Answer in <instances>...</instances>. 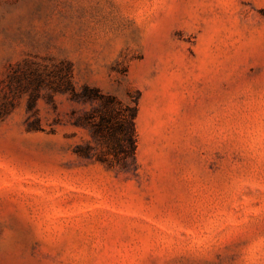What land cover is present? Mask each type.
Masks as SVG:
<instances>
[{
  "label": "rangeland",
  "instance_id": "1",
  "mask_svg": "<svg viewBox=\"0 0 264 264\" xmlns=\"http://www.w3.org/2000/svg\"><path fill=\"white\" fill-rule=\"evenodd\" d=\"M0 106V264H264V0H0Z\"/></svg>",
  "mask_w": 264,
  "mask_h": 264
},
{
  "label": "trees",
  "instance_id": "2",
  "mask_svg": "<svg viewBox=\"0 0 264 264\" xmlns=\"http://www.w3.org/2000/svg\"><path fill=\"white\" fill-rule=\"evenodd\" d=\"M45 69H41L39 65L34 64L33 68L29 69L31 73L30 78L37 81L45 79ZM52 74V75H51ZM53 81L54 88L62 91L69 92L71 96L76 100L80 98H89V94L85 87V92L80 93L72 82V72L69 67L60 66L56 70L50 73ZM95 96H98L95 94ZM104 110L101 111L98 120L91 119V128L94 139L101 143L102 139L106 140L107 134L110 137V141L107 142L110 150L112 149L115 158L122 166H128L132 161L136 159V130H135V108L129 110L128 113L122 110L119 102L114 98L108 97L103 99ZM0 106V111H2Z\"/></svg>",
  "mask_w": 264,
  "mask_h": 264
}]
</instances>
